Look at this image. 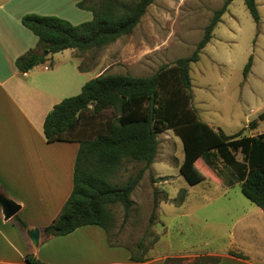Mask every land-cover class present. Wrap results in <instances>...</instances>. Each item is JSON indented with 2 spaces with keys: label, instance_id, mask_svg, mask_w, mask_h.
<instances>
[{
  "label": "rangeland",
  "instance_id": "1",
  "mask_svg": "<svg viewBox=\"0 0 264 264\" xmlns=\"http://www.w3.org/2000/svg\"><path fill=\"white\" fill-rule=\"evenodd\" d=\"M81 1L89 6L95 0H58L63 18L75 22L89 16L91 20L92 13L78 6ZM224 1L154 0L130 34L99 49L75 50L80 57L79 66L90 69L92 76L102 72L150 76L162 65L171 66L175 59L195 50L205 26ZM257 4L258 25L243 0H232L214 27L210 41L201 49L199 60L190 64L192 106L201 118L228 123L229 131L239 129L241 113L256 116L264 109V0ZM249 57L251 71L245 78L243 67ZM210 104L220 107V112H211ZM115 116L116 112L109 107L96 119L83 122L81 137H94ZM260 127H264V121ZM243 133L249 135V129L244 128ZM157 139V154L150 165L124 159L110 179L124 184L129 176L143 170L130 195L133 204L128 216L124 217L121 203L109 205L113 214L109 242L126 248L134 257L185 252L187 255L176 257L181 258L179 264H191L197 257L208 256H196L208 250L231 248L233 252L250 253L253 245L263 251L264 218L259 207L241 193L240 184L229 185L225 195L214 198L218 186L232 179L230 168L221 159L215 161L213 168L198 159L196 163L204 178L201 176V181L190 185L179 169L183 160L180 138L172 129H166L157 133ZM234 154L242 160L239 151ZM154 192L158 204L150 222ZM182 195V202H178ZM165 196L167 201L163 200ZM242 214L249 217L241 218ZM245 221L255 227V232L244 228L248 225Z\"/></svg>",
  "mask_w": 264,
  "mask_h": 264
},
{
  "label": "trees",
  "instance_id": "2",
  "mask_svg": "<svg viewBox=\"0 0 264 264\" xmlns=\"http://www.w3.org/2000/svg\"><path fill=\"white\" fill-rule=\"evenodd\" d=\"M153 1L95 0L89 6L81 1L78 6L90 10L92 18L78 24L54 15L25 14L21 22L36 35L37 48L17 57L16 68L25 72L43 63L47 59L45 51L54 54L72 48L84 52L108 45L130 34ZM231 1L225 0L214 11L190 55L175 59L171 66L162 65L150 76L102 72L86 81L78 94L62 99L47 113L43 122L46 140L77 141L79 148L74 163L73 189L58 216L44 227L45 235H64L89 224L102 227L108 234L113 224L109 205L121 203L124 217L128 216L133 204L130 195L143 170L129 176L124 184L110 179L124 159L150 165L157 154V133L166 129H172L182 142L183 160L179 169L188 184L194 185L202 179L203 172L196 163L198 159L210 168L215 167L217 159H221L231 170L232 179L227 184L238 182L241 193L264 209V132L227 135L221 128L214 129L200 120L191 104L190 64L199 60L201 49L210 41L214 27L221 21ZM243 2L258 25L260 15L256 0ZM251 61L252 57H249L243 67L244 77L250 70ZM79 69L83 68L79 66ZM152 93L154 102L151 109ZM109 107L116 116L106 121L94 137L82 138L81 124L96 119ZM263 118L264 112L258 115V119ZM256 122L252 120L249 126L255 128ZM237 151L242 154V160L236 158L234 152ZM153 200L150 222L155 217L154 210L158 204L156 193ZM163 200H167L166 196ZM182 200L183 195L179 196L178 202ZM19 221L26 226L24 221ZM229 253L244 257L241 253ZM210 258L197 257L191 264H208ZM130 259L143 261V257L132 255ZM26 260L42 264L29 255ZM180 260L168 257L164 262L179 264Z\"/></svg>",
  "mask_w": 264,
  "mask_h": 264
},
{
  "label": "crops",
  "instance_id": "3",
  "mask_svg": "<svg viewBox=\"0 0 264 264\" xmlns=\"http://www.w3.org/2000/svg\"><path fill=\"white\" fill-rule=\"evenodd\" d=\"M85 12L92 13L87 9ZM29 13L63 18L58 0H0V195L12 198L20 205L17 213L9 218L4 217L0 206V264H32L26 260L27 255L42 264H172L164 260L187 255L185 252L148 253L143 256V261L131 260L130 252L110 243L107 232L95 224L80 226L64 235L44 234V227L58 216L73 189L79 143L48 142L43 122L55 104L78 94L82 85L97 75L92 76L90 69H79L80 57L72 48L48 53L43 63L20 72L15 65L16 58L37 48L36 35L21 22L22 16ZM89 18L86 16L75 22L64 19L78 24ZM208 109L213 113L220 112V107L214 104ZM195 110L200 120L214 129L221 128L227 135L238 132L244 135L246 127L249 135L264 132V127H260L264 118L258 119L264 109L256 116L241 113L243 129L239 126L232 131L228 130V123L224 125L201 118L198 109ZM252 120L257 121L253 129L249 126ZM221 185L214 198L225 195L230 187L227 183ZM259 209L264 218V209ZM240 217L247 219L249 216L242 214ZM20 219L25 222V227L20 224ZM33 227L40 231L37 246L26 234V230ZM244 228L251 232L255 229L249 223ZM250 247L253 248L250 253L234 251L244 257L230 254L231 248L208 250L196 256L208 255L212 259L208 264H264V250ZM216 257L218 259L214 261Z\"/></svg>",
  "mask_w": 264,
  "mask_h": 264
},
{
  "label": "water",
  "instance_id": "4",
  "mask_svg": "<svg viewBox=\"0 0 264 264\" xmlns=\"http://www.w3.org/2000/svg\"><path fill=\"white\" fill-rule=\"evenodd\" d=\"M44 54L47 55L48 51H45ZM153 97L154 94L152 93L151 109L153 108V102H154ZM0 206L2 207V212L5 218H9L13 216L20 209V205L17 202H15L12 198L6 197L4 195H0ZM26 234L30 239V241L32 242V244L34 246H37L40 235L39 229L37 227L28 228L26 230Z\"/></svg>",
  "mask_w": 264,
  "mask_h": 264
}]
</instances>
